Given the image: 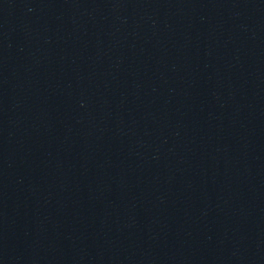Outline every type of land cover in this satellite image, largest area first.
<instances>
[{"label": "water", "instance_id": "water-1", "mask_svg": "<svg viewBox=\"0 0 264 264\" xmlns=\"http://www.w3.org/2000/svg\"><path fill=\"white\" fill-rule=\"evenodd\" d=\"M0 264H264V0H0Z\"/></svg>", "mask_w": 264, "mask_h": 264}]
</instances>
